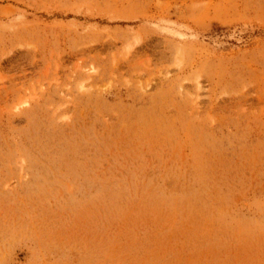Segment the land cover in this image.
<instances>
[{
  "label": "rangeland",
  "instance_id": "1",
  "mask_svg": "<svg viewBox=\"0 0 264 264\" xmlns=\"http://www.w3.org/2000/svg\"><path fill=\"white\" fill-rule=\"evenodd\" d=\"M0 264H264V0H0Z\"/></svg>",
  "mask_w": 264,
  "mask_h": 264
}]
</instances>
